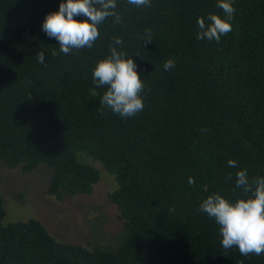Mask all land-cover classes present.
<instances>
[{
    "label": "trees",
    "instance_id": "1",
    "mask_svg": "<svg viewBox=\"0 0 264 264\" xmlns=\"http://www.w3.org/2000/svg\"><path fill=\"white\" fill-rule=\"evenodd\" d=\"M61 2L0 0V160L24 172L49 166L46 193L62 199L91 193L99 180L78 159L85 153L114 175L108 198L126 232L113 251L60 242L36 219L4 223L0 195V264H264V255L224 250L198 210L215 192L242 198L237 171L264 176V0H234L233 30L219 43L196 38L198 18L223 15L218 0L140 9L117 0L121 23L105 21L91 49L53 56L59 43L42 23ZM113 37L145 84L143 111L128 119L101 113L106 88L93 83ZM169 58L175 67L165 71Z\"/></svg>",
    "mask_w": 264,
    "mask_h": 264
},
{
    "label": "clouds",
    "instance_id": "2",
    "mask_svg": "<svg viewBox=\"0 0 264 264\" xmlns=\"http://www.w3.org/2000/svg\"><path fill=\"white\" fill-rule=\"evenodd\" d=\"M127 3L138 9L149 8L152 0H127ZM216 7L223 15L210 13L206 18H198L197 39L219 43L233 30L234 0H218ZM80 16L85 19H75ZM109 18L117 24L122 22L117 0H62L59 10L48 13L42 23V31L59 43V50L52 49L51 55H69L73 50L91 49L99 39V27ZM152 41L151 29H146L143 42ZM123 44V39L112 38L109 55L96 63L92 76L96 88H106L99 101L101 113L108 109L122 119H128L143 111L145 84L134 60L121 50ZM37 59L44 63V53H37ZM173 67L175 60L171 58L163 64L165 71ZM227 164L230 168L238 166L234 159H229ZM231 178L232 174L228 173V179ZM189 183L194 184V180L190 178ZM237 189L242 192V198L231 201L215 192L202 200L198 210L217 225L224 250L235 247L242 256L264 255V176L250 178L247 170H239L235 173L234 191Z\"/></svg>",
    "mask_w": 264,
    "mask_h": 264
},
{
    "label": "rangeland",
    "instance_id": "3",
    "mask_svg": "<svg viewBox=\"0 0 264 264\" xmlns=\"http://www.w3.org/2000/svg\"><path fill=\"white\" fill-rule=\"evenodd\" d=\"M80 162L96 167L99 180L89 194L66 195L62 199L46 193L52 168L39 164L30 172L9 167L0 160V195L4 223L36 219L60 242L116 250L125 236L124 219L108 198L117 184L114 175L83 152Z\"/></svg>",
    "mask_w": 264,
    "mask_h": 264
}]
</instances>
